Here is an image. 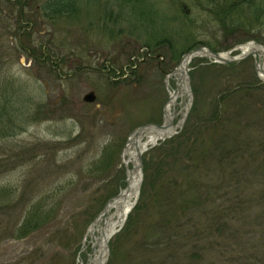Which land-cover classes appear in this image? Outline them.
I'll use <instances>...</instances> for the list:
<instances>
[{
    "label": "rangeland",
    "instance_id": "obj_1",
    "mask_svg": "<svg viewBox=\"0 0 264 264\" xmlns=\"http://www.w3.org/2000/svg\"><path fill=\"white\" fill-rule=\"evenodd\" d=\"M55 1L0 0V264H93L89 229L128 185V139L162 125L179 90L164 72L198 47L264 46V9L244 6V28L216 15L235 0ZM262 62L189 64L186 121L143 154L106 264H264Z\"/></svg>",
    "mask_w": 264,
    "mask_h": 264
},
{
    "label": "water",
    "instance_id": "obj_2",
    "mask_svg": "<svg viewBox=\"0 0 264 264\" xmlns=\"http://www.w3.org/2000/svg\"><path fill=\"white\" fill-rule=\"evenodd\" d=\"M246 45H250L252 47V51H250L249 53H243V46H237L236 48L225 52V53H217L212 51L210 48L208 47H198L195 48L191 51H189L188 53H186L183 57L182 60L179 64V66L174 69L171 73H165L166 77L169 79L171 76H177L179 74L180 77L183 76L182 74V67L184 62L186 63L185 65V82L187 85V88H185L184 90V94L187 95V97L189 98V102L187 104V107L185 109V113L183 114V118L181 120V122H179V124L175 125L173 120L171 121H167V111L165 110V121L162 125H155V124H148V125H144L141 126L139 128H137L130 136V138L128 139V145H127V150L130 149V147L133 145L135 146V151H136V158L133 161V168L129 169L128 173L130 176V173H132L134 170L138 171L139 173V179H140V184L138 187V193L134 199V201L130 204L131 206V210H129L130 212L133 210V208L136 206L139 195H140V187H141V183H142V179H143V168H144V164H143V154L144 152H146L147 150L142 151L141 150V145L140 142L142 141V139L144 137H148V135L150 133H154L157 130H166L169 127H173L174 132H172L170 134L169 137H172L174 134L177 133V130L183 127L188 112L190 110L191 104H192V89L190 87V81H189V68H188V64H190L193 59L197 58V57H208L213 59L214 62L216 63H238L244 59H246L248 56H257L258 54L260 55H264V46L257 44L256 42H251V43H247ZM240 50L242 51V53L239 56H231L230 54L233 51H237ZM204 55V56H202ZM257 71L260 75V78L262 80V83H264V62H262L261 64H258V68ZM85 101L92 103L96 101V96L93 92L89 93L88 95H86L85 97ZM167 138L162 139L163 141H165ZM125 165H128V163L125 162ZM127 187L126 189L122 190L120 192L119 195H117L115 198H113V200H111L104 208L103 212L101 213V215L99 216V218L91 225L90 229H89V233L92 235V237H94V241L92 242V251L94 253H96V257L93 260V264H106L107 260H108V255H109V241L110 239L113 237V235L115 233H117L119 231V228L117 230H112V228L110 227V223L112 220V216H109V212L111 210V204L115 203L117 201H119L121 198H127L128 196H130L131 194V190H130V185H129V178L127 180ZM128 216H126V218L124 219V222L121 223L119 226H123V224L125 223L126 219ZM102 219H104L105 224L104 226L99 228V236L95 235V227L98 226V224L102 221ZM97 252L99 254H97Z\"/></svg>",
    "mask_w": 264,
    "mask_h": 264
},
{
    "label": "bare ground",
    "instance_id": "obj_3",
    "mask_svg": "<svg viewBox=\"0 0 264 264\" xmlns=\"http://www.w3.org/2000/svg\"><path fill=\"white\" fill-rule=\"evenodd\" d=\"M250 51H252V47L250 45L243 46V53H249ZM185 65L186 63L184 62L183 67H182L183 76L180 77L181 74L176 76V79L179 85V90H175L174 92H171L172 93L171 101L169 102L166 108L168 122L176 118L177 113L173 111V106L176 104L178 97H181V95L184 94L185 88H187V85L185 82V77H186L185 76ZM172 132H174L173 127H169L166 130H157L154 133H150L146 141L140 142L141 150L142 151L149 150L152 146L157 145L160 140L169 137ZM127 155L129 156V159L125 160V162L129 164L130 162H133L135 160L136 151L130 148L126 150L125 156ZM139 184H140L139 173L138 171L134 170L132 173H130V176H129V185H130V190H131L130 196H128L127 198H121L119 201L111 204V210L115 209V212L113 213L112 220L110 223L111 224L110 227L112 228V230H117L118 226L121 223H123L126 216L129 215L130 213L129 210H131L130 204L134 201L138 193ZM96 227L95 229H97Z\"/></svg>",
    "mask_w": 264,
    "mask_h": 264
},
{
    "label": "trees",
    "instance_id": "obj_4",
    "mask_svg": "<svg viewBox=\"0 0 264 264\" xmlns=\"http://www.w3.org/2000/svg\"><path fill=\"white\" fill-rule=\"evenodd\" d=\"M73 1L74 0H56L53 4H51L50 8L53 9L54 13H71V10L74 8L71 5ZM244 6H248V10L253 13H257L264 9L260 0H235L233 2L227 3L225 7L215 13L217 16H219V18H222V20H224L225 22L229 21L230 26H234L236 28H244L242 27L243 24L241 21L242 15L246 13L244 10ZM255 16L257 19L262 18L261 14ZM41 222L43 221H37L35 223L31 221L30 224L25 225L26 228L25 230H23V232H29L32 229H37L40 226Z\"/></svg>",
    "mask_w": 264,
    "mask_h": 264
},
{
    "label": "flooded vegetation",
    "instance_id": "obj_5",
    "mask_svg": "<svg viewBox=\"0 0 264 264\" xmlns=\"http://www.w3.org/2000/svg\"><path fill=\"white\" fill-rule=\"evenodd\" d=\"M26 30V29H25ZM110 70V69H109ZM125 77V76H124Z\"/></svg>",
    "mask_w": 264,
    "mask_h": 264
}]
</instances>
